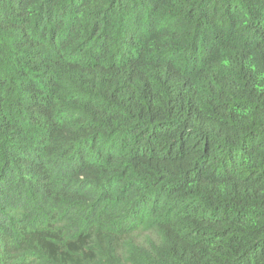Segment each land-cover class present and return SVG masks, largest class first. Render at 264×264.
I'll return each instance as SVG.
<instances>
[{
  "label": "trees",
  "instance_id": "obj_1",
  "mask_svg": "<svg viewBox=\"0 0 264 264\" xmlns=\"http://www.w3.org/2000/svg\"><path fill=\"white\" fill-rule=\"evenodd\" d=\"M0 264H264V0H0Z\"/></svg>",
  "mask_w": 264,
  "mask_h": 264
}]
</instances>
